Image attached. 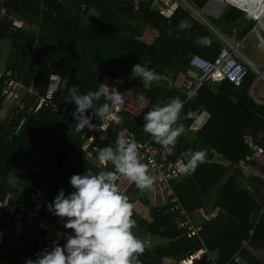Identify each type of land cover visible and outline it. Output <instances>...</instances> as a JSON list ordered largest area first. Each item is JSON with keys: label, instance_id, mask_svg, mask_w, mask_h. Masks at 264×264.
Listing matches in <instances>:
<instances>
[{"label": "trees", "instance_id": "obj_1", "mask_svg": "<svg viewBox=\"0 0 264 264\" xmlns=\"http://www.w3.org/2000/svg\"><path fill=\"white\" fill-rule=\"evenodd\" d=\"M185 1L203 11L211 0ZM2 8L33 27L28 30L0 19V200L21 215L18 218L6 212L0 216V230L4 232L0 264H25L26 259H35V251L51 249L43 240L47 233L71 234L63 227L64 220L46 206L61 189L65 194L73 191L69 182L73 174H84L87 169L94 174L101 171L88 160L83 131L77 132L68 117L39 107L50 74L56 72L62 77L55 100L73 110L76 106L68 103L69 88L75 86L81 94L98 91L103 73L120 78L123 85L153 104L164 105L175 97L185 100L173 81L187 71L191 55L213 59L223 42L182 5L170 12L150 3L136 8L133 0H0ZM227 10L229 7H224L220 16L210 15L209 20L221 34L240 43L254 22L242 15L236 22L225 23ZM182 20H188L191 27L181 30ZM143 24L157 31L152 43L139 38ZM200 37H207L210 46L194 43ZM1 45H5L3 49ZM136 63L159 74V83L146 90L140 78L132 76ZM256 77L249 70L238 88L224 79L208 82L184 103L178 124L184 125L185 132L171 158L181 157L186 163L184 153L189 149L206 150V158L193 174L174 180L172 187L185 214L203 228L200 235L187 238L178 223L184 218L169 204L152 206L151 222L133 212L136 227L132 231L145 249L139 256L140 264H163L165 257L179 260L202 248L213 256L208 259L206 253L191 264H264L253 255L258 250L264 253V193L260 189L264 181L259 177L264 162H247L253 171H244L238 164L249 153L244 135L253 136L264 148V103L250 95ZM6 78L21 80L22 89L34 84L37 94L22 92L20 100L3 106L1 91ZM105 102L101 96L93 102L94 107ZM203 113L208 114L207 121L198 131L192 130ZM87 114H92L91 109ZM124 114L122 123L112 122L107 138H98L93 145L114 146L124 128L135 133L139 141L150 138L143 131V116ZM99 120L93 116L91 123ZM216 187L220 190L211 204L213 218L200 223L195 213L205 210ZM140 192L134 185L129 202L139 199L150 207ZM42 219L48 221L47 229L41 225ZM154 239L164 242L154 244Z\"/></svg>", "mask_w": 264, "mask_h": 264}, {"label": "clouds", "instance_id": "obj_2", "mask_svg": "<svg viewBox=\"0 0 264 264\" xmlns=\"http://www.w3.org/2000/svg\"><path fill=\"white\" fill-rule=\"evenodd\" d=\"M220 5L232 7L225 4ZM3 10L5 13H2ZM0 19H6L20 28L29 27L27 24L20 21L17 16L9 14L4 8L0 10ZM23 24L25 25L24 27ZM190 27L191 23L188 20L180 21L179 28L181 30ZM30 29L32 30L33 27L30 26ZM194 43L201 46H210L211 42L207 37H200L197 38ZM132 76L140 78L146 90H150L152 84H158L161 79L159 74L154 70L148 68L146 65H141L140 63L133 65ZM176 80L177 78L173 81V86L178 88L174 85ZM68 94L71 98L68 103L76 106L74 110L69 107L73 110L72 116L74 119L71 120L76 124L75 130L77 132L83 131L81 136L82 139L85 131H88V134L91 135L92 130L97 128L96 125L91 123L93 116L98 117L102 121L106 118L110 119L117 125L122 123V117L125 115V112H120V116L117 115V113L124 104V98L116 88L113 87L109 90L107 86H103L102 91H99L98 88V91L81 94L78 89L73 86L72 88H69ZM104 94L106 95L103 96ZM101 96L105 97L108 102L103 103L99 107H94L93 102L99 101ZM141 97L143 99V94H141ZM1 98L3 105L8 104L4 102L2 96ZM169 102L163 106L153 105L143 115V131L150 135L153 141L163 148L169 159L175 160L181 157L171 158L173 151L176 149L174 146L177 143L178 138L185 132L184 125L178 124V121L181 119L184 101L179 97H175L170 103ZM145 107H148L146 101L141 104L142 109ZM46 109L52 110L51 108ZM89 109H91V115L87 114ZM52 114L67 117L62 114H55L53 110ZM99 128L101 131L107 130V126L104 124H101ZM98 138L106 139L107 137L102 135L101 137H97L92 143L89 138L83 139L86 142L84 148L89 145V148L93 151L94 148L97 147L93 144ZM137 140L140 139L137 138ZM259 146L262 148L261 145ZM139 148L140 145L134 140L119 135L115 140L114 146L103 147L97 154L99 163L105 169L110 164L112 170H101L94 174L91 169H87L84 174H73L71 176L69 182L73 191L65 194V191L61 189L54 197L52 203L46 206L50 213L64 220L63 227L71 230V234L66 237L60 234L47 233L43 240L48 246H52L51 249H43L37 254L35 260L28 258L25 260V264H140L139 256L144 253L145 249L142 241L138 239L132 231V229L136 227V221L132 218L134 206L129 202L127 196L121 194L119 184L117 183L121 178H127V180L132 183L131 188L135 185L140 191L150 189L153 184L158 185L157 181L148 174L149 165L141 163L139 159ZM85 151L88 153V150L85 149ZM248 154H250V152ZM184 157L186 163L181 162L178 169L181 177L182 175L193 174L199 164L205 162L206 150L201 149L198 151H192L189 149L184 153ZM247 162L249 161H246V165ZM226 166H228L227 163ZM247 168L248 170L242 169L244 171H253V168L248 166ZM259 177L264 181V170L260 172ZM172 182L170 183L171 187ZM158 187L160 189L159 185ZM130 190L128 192L129 199L131 198ZM160 191L166 198V202L163 204H169L173 212H176L179 216L184 218L183 220L180 219L178 223L179 228L183 230L185 236L187 238H193L200 235L202 230L198 234L191 235L187 233L186 229L181 227L180 224L183 221L188 220L194 227L200 226L203 228L202 224L194 223V220L185 214L184 210L178 203V200L177 204L179 205V211L174 210L175 204L170 202V198L164 191L161 189ZM180 211L183 213H180ZM211 214H214L212 209ZM195 216L198 217V222L200 223H203V220L206 217L213 218V215H207L205 210L195 213ZM46 236H49L50 238L54 236L65 237L66 241L63 245L55 242L53 245H50L47 243ZM43 240L38 239V242ZM160 241V243L164 242L163 240ZM149 242L150 241L147 240V243ZM199 251H202L200 257L191 258L194 252ZM194 252L185 255L179 260L165 257V261H171L172 264H191L195 260H200L206 253L208 254V259L213 256L207 248H202ZM235 260H237V258Z\"/></svg>", "mask_w": 264, "mask_h": 264}, {"label": "built area", "instance_id": "obj_3", "mask_svg": "<svg viewBox=\"0 0 264 264\" xmlns=\"http://www.w3.org/2000/svg\"><path fill=\"white\" fill-rule=\"evenodd\" d=\"M134 6L139 7L142 3H154L166 7V10L174 12L177 8L182 5L184 7L190 8V5L187 4L185 0H133ZM217 4H225L230 6H235L242 13L247 14L251 20L254 22V27L251 30V34H255L258 39V47L264 51V0H213ZM2 13H5L3 10ZM243 60H242V59ZM249 61L240 51L239 46H222L217 52V56L213 59H207L199 54H193L189 58L188 69L183 75L179 90L184 94L185 100L188 101L195 94H197L205 84L208 82H217L219 80H227L230 84L236 88L244 84L250 68L259 71L257 67L251 62L249 65L244 62ZM261 75V73H260ZM164 76V74H163ZM264 77V75H261ZM165 77V76H164ZM61 85V77L57 73H52L49 76L48 87L46 89L45 95L41 99L39 107L51 108L55 114H62L67 116L70 119H74L72 116L73 110L69 108L68 105L58 104L55 101V96L58 93ZM175 85V82H174ZM103 86H107L109 90L113 87L116 88L118 92L123 95L124 104L121 106L120 111L117 115L120 116V112L124 111L133 117L140 118L142 117L153 105L148 98L141 94L134 93L130 88L124 87L120 79L114 78L109 74H103L99 79L98 88L99 91L103 90ZM27 92L34 96L37 94V89L34 84L25 89H22V81L17 80L16 78H7L4 81V86L2 89L1 96L3 97L4 102L10 103L15 100H20L23 93ZM104 94L103 96H105ZM147 102L148 107L141 108V104ZM171 102V101H170ZM169 102V103H170ZM160 106H163L161 104ZM110 119H104L99 121L96 125L97 128L92 130L91 135L88 134V131H85L83 134V139L89 138L90 142L96 140L97 137L105 135L108 131V128L111 124ZM104 124L107 126L106 131H101L99 126ZM120 135H123L131 140H134L139 148V159L141 163L149 165L148 174L154 178L160 189L165 192V194L170 198V202L174 203V210L179 211V205L177 204L176 195L170 185L174 180H177L181 177L178 169L181 162H184L181 158L175 160L169 159L167 154L164 152L163 148L155 143L150 137L148 140L139 141L137 140L134 133L130 132L128 129H124L120 132ZM247 145L250 154L246 155L245 158L239 160L238 164L243 168H247L246 161L256 160L264 162V150L255 142L249 139L244 140ZM178 145V141L175 144L174 148ZM103 147H95V152L98 154V151ZM88 150L89 159H94V151H91L89 145L85 147ZM97 158V157H96ZM98 161V159H97ZM99 162V161H98ZM100 164V163H99ZM103 167L102 165H98ZM104 168V167H103ZM119 184L121 194L128 197L129 200V190L131 189L132 183L127 180V178H121L117 182ZM15 213L19 218L21 215L16 213V208L11 206L6 201L0 200V216L4 213ZM180 213H183L180 211ZM181 227L185 228L187 233L191 235L198 234L202 228L194 227L188 220L183 221L180 224ZM47 243L53 245V243L62 244L66 241L64 237H49L46 236ZM42 250L35 251V259L37 254ZM202 252V251H201ZM200 251L194 252L191 258L200 257ZM34 259V260H35Z\"/></svg>", "mask_w": 264, "mask_h": 264}, {"label": "crops", "instance_id": "obj_4", "mask_svg": "<svg viewBox=\"0 0 264 264\" xmlns=\"http://www.w3.org/2000/svg\"><path fill=\"white\" fill-rule=\"evenodd\" d=\"M152 6H156V7H159V8H162V6L161 5H158V4H154V3H150ZM188 4V3H187ZM224 7H229V6H221L220 4H217V3H214L213 2V0H211L206 6H205V8H204V10L203 11H198L197 9H194V8H192L191 6H190V8H188V7H186V9L191 13V15L195 18V19H197L199 22H201L202 24H204L205 26H207L210 30H212L215 34H216V37L218 38V39H221V40H224V42H223V46H239V44L240 43H242L245 39H246V37H244L243 39H242V41L240 42V43H235V42H233L232 40H230V39H228L226 36H224L223 34H221L220 33V31H218L217 29H216V27L215 26H213L212 25V23L210 22V20H209V17H210V15H216V16H220L221 14H222V12H223V8ZM231 7H229V9H230ZM163 9V8H162ZM227 12H229V10H227ZM227 12L224 14V17H223V20H224V18H225V16H226V14H227ZM242 15H247V14H245V13H241V16L238 18V19H235V20H233V21H229V22H225V20H224V22L225 23H232V22H236L237 20H239L241 17H242ZM248 16V15H247ZM249 17V16H248ZM254 27V26H253ZM143 28V30H141ZM142 28L140 29V33H139V38L140 39H142L143 41H145V42H147V43H152V41H153V39H154V37L156 36V34H157V31H156V29H154V28H151L149 25H146V24H143V26H142ZM149 28H151L150 30H149ZM149 30V31H148ZM148 31V32H147ZM250 34H251V31H250ZM227 43H230V44H227ZM226 44V45H225ZM222 47V46H221ZM246 58L248 59V57L246 56ZM249 60V59H248ZM249 61H251V60H249ZM252 62V61H251ZM253 63V62H252ZM254 64V63H253ZM256 67H257V65L256 64H254ZM257 69L259 70V71H256V70H252V71H255V74H256V72H258V74L259 73H261V72H264V71H262L259 67H257ZM182 74H180V75H178L177 76V78L179 77V76H181ZM256 76H257V74H256ZM261 78H263V77H261ZM264 79V78H263ZM257 80H258V78L256 77V79H255V81L253 82V86H252V88H251V90H250V95H251V97L256 101V102H258V103H260V104H263L264 103V98H261V97H259V96H257L258 94H257V91L255 90V86H256V82H257ZM9 104V103H8ZM7 105V104H6ZM6 105H3V106H6ZM207 119H208V114L207 113H203L200 117H199V119L197 120V121H195V123L192 125V127H191V129L192 130H194V131H198L199 129H201V127L205 124V122L207 121ZM101 121V120H100ZM98 124V122H96V123H94V125H97ZM124 129H126V128H124ZM123 129V130H124ZM135 136L137 137V135L135 134ZM151 137V136H150ZM246 139H249V140H251V141H255V139H254V137L253 136H251V135H244V140H246ZM148 140V139H147ZM143 141H145V140H143ZM86 143V142H85ZM263 148V147H262ZM84 150H85V148H84ZM263 150H264V148H263ZM94 151V159L93 160H91V159H89V157H88V155H87V157H88V160L89 161H91V163H93L95 166H96V168H98V169H101V170H106L105 168H103V167H99L98 165H101V164H99V162L97 161V153L95 152V149L93 150ZM222 183L223 182H221V185H222ZM142 192H144L143 193V195H144V197H145V199L146 200H149V197H153L154 198V200H157V196L159 195V191H158V189H157V186H155V184H153V186L150 188V189H146V190H144V191H141L140 192V195H141V193ZM161 192V191H160ZM161 194L163 195V193L161 192ZM164 195H163V199H164ZM165 200H166V198H165ZM43 201V200H42ZM144 202H146V201H144ZM148 202V201H147ZM166 201H164L163 203H165ZM149 203V202H148ZM134 204H138V199L135 201V203H133V205ZM157 207V206H161V205H152V203L150 202V207H149V205H146V206H144L143 205V203H140V207H139V210H140V212L143 214V216L142 215H140V216H142L144 219H146V220H148V221H152V219H151V216H150V208L151 207ZM133 212L134 213H136V214H138L137 212H136V210L133 208ZM206 212H209V214H207ZM205 213L207 214V215H213V214H211V208L209 207V209H208V207L206 206L205 207ZM139 215V214H138ZM41 225L44 227V228H48V226H49V223H48V221L46 220V219H42V221H41ZM3 233V232H2ZM54 233V232H53ZM54 234H56V233H54ZM3 236H4V233H3ZM2 236V237H3ZM165 263H167V264H172V262L171 261H165V258H164V264Z\"/></svg>", "mask_w": 264, "mask_h": 264}, {"label": "rangeland", "instance_id": "obj_5", "mask_svg": "<svg viewBox=\"0 0 264 264\" xmlns=\"http://www.w3.org/2000/svg\"><path fill=\"white\" fill-rule=\"evenodd\" d=\"M244 16V15H243ZM22 25V24H21ZM25 25L23 24V27ZM25 29H28V30H31L29 29L30 27H24ZM151 28H149L150 30ZM143 30V28L141 29ZM148 30V31H149ZM147 31V32H148ZM224 42V40H222ZM225 43V42H224ZM227 44H230V43H227ZM226 45V44H225ZM5 45H1L2 49ZM239 49L240 51L242 52V54L246 57H248L249 60H251L254 64L257 65V67H259L262 71H264V51H262L260 49V47H258V39L256 38V35L255 34H248L246 36V39L239 44ZM4 52V50L2 51ZM242 59V58H241ZM243 60V59H242ZM244 62L247 64V66L250 68L249 65L250 62L249 61H245ZM3 67V59L0 58V72L2 71L1 68ZM250 70H254L252 68H250ZM255 72V71H254ZM257 74V82H256V86H255V90L257 91V96L261 97V98H264V77L260 75V73L258 74V72H256ZM263 77V78H261ZM183 79V75L179 76L175 82V85L177 87L180 86L181 84V81ZM126 85H124L125 87ZM127 87V86H126ZM129 88V87H128ZM244 170H248V168H245ZM155 186H157V189L159 191V195L157 196V200H154L153 197H149V200H147L150 204V202L152 203V205H162L165 200V197L163 199V195L161 194L160 192V189L158 187V185L156 184ZM262 193H264V186L260 188ZM219 190H220V187H216V189L213 190V192L211 193V195L209 196V198L207 199V207L209 209V207L211 208V204L214 202L215 198L217 197L218 193H219ZM260 191V192H261ZM144 192H142L141 194H143ZM261 193V195H262ZM140 203H143L144 206H146L147 204L145 202H141L139 199H138V204H134L133 208L136 210V212L139 214V215H142L143 214L140 212L139 210V207H140ZM207 214H209V212H206ZM207 219V217L205 218ZM3 236V233L2 231H0V240ZM161 242L160 240L158 239H154L153 240V243L154 244H157ZM253 255L258 259V261L264 263V253L262 250H258V251H253Z\"/></svg>", "mask_w": 264, "mask_h": 264}, {"label": "water", "instance_id": "obj_6", "mask_svg": "<svg viewBox=\"0 0 264 264\" xmlns=\"http://www.w3.org/2000/svg\"><path fill=\"white\" fill-rule=\"evenodd\" d=\"M240 16H241V11L238 8L232 6L229 9V12H227L224 20H225V22H229V21H233L235 19H238Z\"/></svg>", "mask_w": 264, "mask_h": 264}, {"label": "bare ground", "instance_id": "obj_7", "mask_svg": "<svg viewBox=\"0 0 264 264\" xmlns=\"http://www.w3.org/2000/svg\"><path fill=\"white\" fill-rule=\"evenodd\" d=\"M261 75H264V72H262Z\"/></svg>", "mask_w": 264, "mask_h": 264}]
</instances>
